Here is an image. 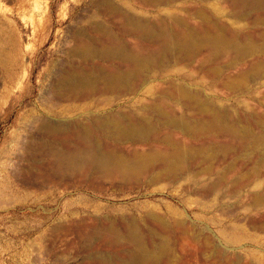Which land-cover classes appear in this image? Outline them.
<instances>
[{
	"label": "bare ground",
	"instance_id": "bare-ground-1",
	"mask_svg": "<svg viewBox=\"0 0 264 264\" xmlns=\"http://www.w3.org/2000/svg\"><path fill=\"white\" fill-rule=\"evenodd\" d=\"M102 1L112 21L90 28L97 39L78 40L72 57L79 60L55 91L64 108L40 126L54 160L43 169L47 182L122 193L163 185L204 200L238 198L250 216L258 213L254 221L263 216L254 226L264 233V110H257L264 90L253 92L264 88V0H139L152 9L146 13ZM216 89L237 97L236 109L206 96ZM110 95L124 97L126 109H106ZM107 210L75 214L78 224L93 226L89 238L103 241L96 264H264L193 233L190 216L170 204L164 213L162 204L144 202L98 206L93 214Z\"/></svg>",
	"mask_w": 264,
	"mask_h": 264
},
{
	"label": "rangeland",
	"instance_id": "rangeland-1",
	"mask_svg": "<svg viewBox=\"0 0 264 264\" xmlns=\"http://www.w3.org/2000/svg\"><path fill=\"white\" fill-rule=\"evenodd\" d=\"M113 1L127 4L136 12L152 11L141 8L139 0ZM102 3L0 0V60L6 64L0 62V264H96V253L102 247L97 250L95 246L103 241L89 238L93 226L78 224L75 214L79 218L87 214L101 217L109 211L93 214L98 206L125 207L144 202L162 204V213L170 204L190 216L193 233L211 236L222 248L228 247L232 255L264 262V233L254 226L261 215L254 221L257 212L250 216L238 204V198L204 200L188 197L180 189H164L163 185L162 191L138 188L122 193L94 192L73 182L57 187L47 182L43 169L54 164V160L50 145L43 142L41 125L51 111L64 108L55 93L58 80L79 60L72 57L78 40L81 36L97 39L93 27L112 21L102 15ZM217 4L219 8L221 5ZM197 83L201 86L204 81ZM257 87L254 93L264 90ZM206 94L217 104L236 109L237 97H227L218 89ZM113 96L103 98L110 104L106 109H126L124 97ZM99 102L88 107L96 109ZM171 235L176 251L178 236ZM232 237H239L241 242L228 244ZM233 247L238 248L235 251Z\"/></svg>",
	"mask_w": 264,
	"mask_h": 264
}]
</instances>
